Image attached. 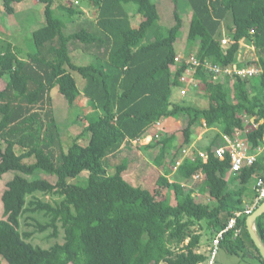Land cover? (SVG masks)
I'll list each match as a JSON object with an SVG mask.
<instances>
[{
  "label": "trees",
  "instance_id": "1",
  "mask_svg": "<svg viewBox=\"0 0 264 264\" xmlns=\"http://www.w3.org/2000/svg\"><path fill=\"white\" fill-rule=\"evenodd\" d=\"M16 1L23 0H3L9 14L15 13ZM39 1L45 3L46 20L33 31L32 51L0 38V255L9 264L210 262V253L200 251L203 226L212 237L223 230L235 212L244 210L247 190L264 177V154L232 172L230 156L220 158L213 152L224 134L233 137L241 132L254 146L263 140L264 0H187L186 45L196 53L190 55L189 49L187 56L200 62L195 72L197 94L209 101L207 107L178 99L185 84L181 76L190 64L187 58L176 60L180 54L176 41L184 24L178 9L175 24L165 35L154 0H81L93 9L92 20H80L84 11L75 2L54 7L55 0ZM229 14V41L223 43L221 26ZM151 28L153 36L145 41ZM245 39L254 47L255 59L239 56ZM78 51L92 59L77 61ZM250 64L261 69L252 78L232 79L222 72L217 80L210 69ZM76 73L84 79L80 86ZM53 89L64 97L70 115L76 103L86 100L83 112L75 119L70 116L73 122L82 120L84 129L69 147L64 144ZM245 114L263 122L255 128L244 122ZM172 119L181 124L180 145L176 132L165 125H172ZM203 126L220 131L205 143H194ZM86 133L89 140L81 143ZM147 134L151 140L143 149L157 151L152 188L142 186L148 176L144 168L138 185L125 177L130 166L127 153ZM184 148L189 151L181 157L177 152ZM201 150L206 159L200 157ZM111 156L122 158L111 165ZM178 159L181 163L173 173ZM199 171L205 174L199 188L184 184ZM40 172L56 180L40 177ZM82 173L88 174L85 183L70 180ZM230 181H238L240 188L230 190ZM38 192L62 199L54 205L38 198ZM170 192L176 204L170 201ZM253 193L254 198V189ZM28 196L33 199L28 201ZM28 211L49 218L37 227L39 231L52 227V237H58L61 223L64 242L43 248L29 241L33 232L22 231L21 222ZM248 216L238 218L239 234L235 228L224 233L219 248L239 257L254 250L253 256L264 264L248 231ZM256 228L264 243V213Z\"/></svg>",
  "mask_w": 264,
  "mask_h": 264
},
{
  "label": "rangeland",
  "instance_id": "2",
  "mask_svg": "<svg viewBox=\"0 0 264 264\" xmlns=\"http://www.w3.org/2000/svg\"><path fill=\"white\" fill-rule=\"evenodd\" d=\"M159 7L160 11V16L161 19L159 20L158 26L161 27L162 32L166 35L169 28L172 27L175 24V9H178L179 13L181 16H184V24H183V29L181 30V34L179 36V39L176 41V48L178 52L182 56H187V53H189V49L193 50V52H190V55H195L196 53L195 48H189L186 44V35L189 30L190 26V6L187 0H178L177 4L171 0H154ZM71 2H75L77 4H80V7L84 11V15L80 20H85V19H94L96 15L93 13V9L89 6L88 3L83 2L81 0H55L54 2V7H57L59 4H68ZM132 6H134L132 4ZM15 7V13L14 14H9L4 5H3V0H0V38H3L5 40H10L14 44H19L22 47L24 46L27 50H33L34 49V42H33V31L37 29L38 27L41 26L46 20L45 17V3L39 1V0H23V1H16L14 3ZM136 7V6H135ZM135 9V8H134ZM133 9V10H134ZM59 11V10H58ZM135 11V10H134ZM60 12V11H59ZM140 20V17H137L135 19V25L138 24ZM232 21V15L229 14L227 18L222 22V28H221V37H228L229 33V25L231 24ZM154 28V27H153ZM153 28L149 29L147 37L145 38V41H150L152 38V31ZM242 49L240 51V56L244 60H252L256 58V54L254 51V48L248 40H242ZM79 52V51H78ZM184 54V55H183ZM77 61L81 62H88L90 59H92L91 55H85L81 54L80 52L77 53ZM77 80H78V85L80 86L82 83H84V79L79 75L75 74ZM234 84V83H233ZM57 89H53L52 95L54 96L55 99V106L57 109V116L60 122V125L62 126L63 130V137H64V144L66 147H69L74 139L83 132L84 129V122L82 120L73 122L70 119V116L73 117V119L76 118L77 114L82 113L83 108L81 105L86 106V100L83 102H80L81 105H77V103L74 105L71 111V115L69 112V107L65 103L64 97L56 92ZM198 89L191 92V96L189 97H180L178 95V99L180 101H190L194 105L198 107H207L209 101L202 97L201 95H198ZM62 97L63 99H61ZM64 103V104H63ZM66 105V106H64ZM87 111H91V108H88ZM172 125H167V129L169 131H174L177 134V142L180 145L183 141V133L181 131V124L180 122L176 121L175 119H172L171 121ZM220 131L219 129H215V131L212 132V130H208L203 126V128L198 130V134L196 137V140L194 143H205L213 136L216 135V132ZM205 135H207L205 137ZM201 137L200 139H198ZM205 138V140H204ZM221 139L219 137L217 138V142L215 143L218 144L221 142ZM89 140V135L86 133L84 136L80 137V142L81 143H87ZM151 140V137L149 134L142 136L139 140L134 141V150L130 153H127L130 159V166L128 167V170L125 173V177L129 179L133 184L138 185L142 182V186L144 187H149L152 188V185H154V181L156 179V176L153 173V166H154V159L156 155V150L151 149V150H144L142 146L147 144ZM194 145V144H193ZM137 146V147H136ZM3 147H5V144H3ZM20 150H18L19 152ZM173 153V152H172ZM171 153V154H172ZM179 156H183L185 154L182 150L181 152H177ZM126 156V154L122 155ZM122 156L114 157L111 156L109 158V163L112 164H117L121 161ZM173 155L171 158L172 159ZM145 166V167H144ZM141 168H144L148 172V176L141 180ZM162 167H160L161 169ZM173 172V170H172ZM40 177H49L51 178L52 181L56 180L55 176L47 175L43 172H40ZM173 175V173L171 174ZM170 175V178L172 177ZM232 174H230L229 177H231ZM86 176H88L87 173H82V175L70 179L71 181L83 184L85 183ZM171 180H175L174 177L171 178ZM202 182L200 181H189V186H193V188H199L200 184ZM1 188L2 185H0V204L2 205L1 202ZM230 190H238L240 188V185L237 182L230 181L229 184ZM38 198H41L45 202H49L52 204H57L61 201V197L58 194L54 193H41L38 192L35 194ZM168 196L170 198V201L173 204H176V198L173 194V192L168 193ZM246 199H245V205L248 204L253 196V186L249 188L246 192ZM33 199V196H28L27 200L30 201ZM49 218L45 216L43 213H35L28 211L23 214L21 217V222H22V231H32L33 235L31 238H29V241H31L34 244H38L42 246L43 248H49L51 245L57 242H64L65 240V233L64 229L61 227V223H58V232L59 235L58 237H52L53 233V228L48 227L44 231H39L37 227V223L40 222L42 224H45L48 222ZM205 226V225H204ZM203 226V229L201 230V233L203 235L202 237V244L203 245H212L214 238L216 237L217 233L212 237L211 233L206 230V227ZM197 229H200L198 226L196 227ZM201 246L202 251L208 250L207 247ZM207 252V251H206ZM253 254L255 255L254 250L252 251ZM210 253V259L212 255V251ZM253 254L250 252L247 255H244L242 257L235 256L228 254L224 249L219 248L216 251V254L212 260V264H260L259 261L253 256ZM0 264H9L2 255H0ZM202 264H210L209 261H206Z\"/></svg>",
  "mask_w": 264,
  "mask_h": 264
},
{
  "label": "built area",
  "instance_id": "3",
  "mask_svg": "<svg viewBox=\"0 0 264 264\" xmlns=\"http://www.w3.org/2000/svg\"><path fill=\"white\" fill-rule=\"evenodd\" d=\"M229 41L228 38L223 37L222 42L227 43ZM243 44V41L241 42ZM254 48V47H253ZM241 51V50H240ZM240 56V54H239ZM242 57V56H240ZM187 58V61L190 63L188 70L185 74L181 76V81L185 84L179 88L180 95L182 97H186L189 95L190 92L195 91L198 89L199 80L195 77V72L197 66L200 64V62L197 60L195 56H182L181 54H178L176 60L185 59ZM210 69L212 72H214V78L218 80L219 75L222 72H225L230 74L232 79H235L236 75H239L241 78H252L254 75H257L260 73L261 69L257 67L254 64H250L245 68L241 69H225L224 71L222 68L215 66L211 67ZM243 120L246 124H251L253 127L258 128L260 123L262 121H257L256 118L253 116H249L248 114L243 115ZM151 137V136H150ZM221 142L214 145L213 152L216 156L220 158H224L225 155H229L231 158V171H241L245 167L252 165L254 162H256L259 157H261L264 154V137L262 142H260L258 145L254 146L251 142H249L245 136L242 135L241 132H238L236 136H229V135H223L221 137ZM137 141V140H135ZM189 150L185 149L183 152L185 154L188 153ZM199 155L201 158L206 159L207 153L203 150L199 151ZM181 163V159H178L173 165V173L177 170ZM205 177V174L202 171L197 172L194 177L193 181H200L203 182ZM185 185L189 186V183H184ZM193 187V186H190ZM253 189L256 193L253 200H251L248 204L245 205V208L243 211H237L234 213L233 216L229 219V222L227 226L217 233L216 237L213 240L211 251V259L210 264H212V260L216 254V251L218 250L219 244L221 239L223 238L224 233L229 230L230 228L236 229V235L241 232V228L238 227V218L243 216L244 214L250 215L252 214L263 202H264V177L260 176L254 183Z\"/></svg>",
  "mask_w": 264,
  "mask_h": 264
},
{
  "label": "water",
  "instance_id": "4",
  "mask_svg": "<svg viewBox=\"0 0 264 264\" xmlns=\"http://www.w3.org/2000/svg\"><path fill=\"white\" fill-rule=\"evenodd\" d=\"M263 213L264 202L252 214L247 217V228L253 241L255 242L256 247L259 249V252L264 259V243L262 242L256 230V220Z\"/></svg>",
  "mask_w": 264,
  "mask_h": 264
},
{
  "label": "crops",
  "instance_id": "5",
  "mask_svg": "<svg viewBox=\"0 0 264 264\" xmlns=\"http://www.w3.org/2000/svg\"><path fill=\"white\" fill-rule=\"evenodd\" d=\"M171 1H172V0H171ZM172 2H173V1H172ZM157 5H158V4H157ZM134 8H136L135 5H134V6H131V12H132V13H135V11H136ZM158 8H159V7H158ZM133 9H134L135 11H134ZM159 12H160V11H159ZM200 138H201V137H199L198 139H200ZM196 143H197V142H196ZM246 197H247V196H245V199H246ZM256 230H257V228H256ZM202 246H205V245L202 244ZM205 247H207V249H208V250H206L207 252H206V251H202V249H200V251L203 252V253H205V254H208V253L211 251V247H212V245H211V243H210V245H206ZM235 256H237V255H235ZM257 260H258V259H257Z\"/></svg>",
  "mask_w": 264,
  "mask_h": 264
}]
</instances>
